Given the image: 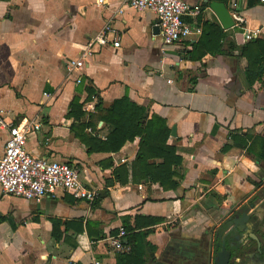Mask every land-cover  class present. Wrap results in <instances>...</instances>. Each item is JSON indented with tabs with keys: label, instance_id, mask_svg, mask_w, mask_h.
Listing matches in <instances>:
<instances>
[{
	"label": "crops",
	"instance_id": "1",
	"mask_svg": "<svg viewBox=\"0 0 264 264\" xmlns=\"http://www.w3.org/2000/svg\"><path fill=\"white\" fill-rule=\"evenodd\" d=\"M184 2L199 10L183 21L200 26L201 35L165 46L152 12L117 15L118 0L0 1L5 120L29 129V155L69 164L85 189L99 193L93 203L61 191L39 203L0 193V264H136L124 256L136 245L141 264H227L233 250L242 253L246 230L264 214V164L256 157L264 147V73L249 84L247 61L232 49L244 45V31L260 30L264 41V4L234 0L243 23L224 30L209 4L229 0ZM209 24L217 25L211 35L204 33ZM103 31L107 44L90 46ZM75 61L84 67L68 73ZM86 88L104 108L127 96L165 120L167 143L182 161L174 191L132 183L138 138L114 154L88 153L74 134L95 114ZM74 97L80 119L68 117ZM91 126L84 135L101 141L113 131ZM5 140L0 130V156ZM120 166L123 184L114 180ZM124 227L141 237L111 246Z\"/></svg>",
	"mask_w": 264,
	"mask_h": 264
},
{
	"label": "built area",
	"instance_id": "2",
	"mask_svg": "<svg viewBox=\"0 0 264 264\" xmlns=\"http://www.w3.org/2000/svg\"><path fill=\"white\" fill-rule=\"evenodd\" d=\"M106 0H97V4L104 5ZM230 1V15L234 26L240 27L243 19L238 14L239 5ZM232 1V2H231ZM264 4V0H258ZM116 14L125 9L152 12L158 19L159 37L165 46L180 43L190 36H200L201 27L184 22V18H195L199 10L188 5L184 0H118ZM260 30L244 31L242 43L246 44L260 37ZM118 38L113 46L118 47ZM100 46L107 44L105 31L91 40ZM84 67L83 61L70 62L68 73L80 72ZM80 83V78L76 79ZM89 108V107H87ZM37 129V127H34ZM0 130L6 133L4 149L0 156V193L6 196L21 198L26 201L39 203L47 196H54L57 191L71 196L74 200L93 203L99 196L95 190L85 189L79 180L76 169L65 162L50 161L44 158L32 157L27 153L26 143L28 128H20L4 118L0 110ZM125 232L120 230L116 237L108 242L115 248H121L122 237Z\"/></svg>",
	"mask_w": 264,
	"mask_h": 264
},
{
	"label": "trees",
	"instance_id": "3",
	"mask_svg": "<svg viewBox=\"0 0 264 264\" xmlns=\"http://www.w3.org/2000/svg\"><path fill=\"white\" fill-rule=\"evenodd\" d=\"M204 27V33L208 32V35H211V29H217V25L214 24L205 25ZM232 50H236L240 57L246 59L245 74L249 84L259 80L264 73V41L260 39L252 40L238 47V49L233 47ZM86 94L88 100L93 97L96 98L95 114L89 115V122L74 128V134L87 147L88 153L114 154L125 143L133 142L138 138L136 155L131 162L132 183H152L157 184L164 191H174L178 186L176 180L181 178L179 171L182 161L176 156L175 149L167 143L170 130L165 120L157 115L148 116L145 109L131 103L127 96L115 100L109 107L104 108L101 99L96 96L94 90L86 88ZM83 116L84 113L79 98L74 97L69 104L68 117L80 119ZM91 121H98L111 126L113 131L103 141L91 136L86 137L84 129H92ZM256 157L264 164V147ZM155 160L160 162L157 164L152 163ZM124 168V166H120L113 171L114 180L119 184H123L120 181V175ZM124 232L128 244L132 243V239L137 241L141 237L137 234L134 235L130 229L125 227ZM121 244L123 246V242ZM124 256L128 262L132 260L133 263L141 264L142 254L139 245L131 246ZM118 261H120L119 256H117Z\"/></svg>",
	"mask_w": 264,
	"mask_h": 264
},
{
	"label": "flooded vegetation",
	"instance_id": "4",
	"mask_svg": "<svg viewBox=\"0 0 264 264\" xmlns=\"http://www.w3.org/2000/svg\"><path fill=\"white\" fill-rule=\"evenodd\" d=\"M261 212H264V203ZM242 245V253L233 250L227 264H264V214L246 230Z\"/></svg>",
	"mask_w": 264,
	"mask_h": 264
},
{
	"label": "water",
	"instance_id": "5",
	"mask_svg": "<svg viewBox=\"0 0 264 264\" xmlns=\"http://www.w3.org/2000/svg\"><path fill=\"white\" fill-rule=\"evenodd\" d=\"M230 6L226 5L222 2H212L209 4V9L212 11V13L215 15L219 25L224 30H229L234 27V22L230 15ZM238 223L242 224L243 219H240V217H237ZM236 223V222H233ZM239 231H241L240 228H238ZM226 253L224 249H222L221 254Z\"/></svg>",
	"mask_w": 264,
	"mask_h": 264
}]
</instances>
